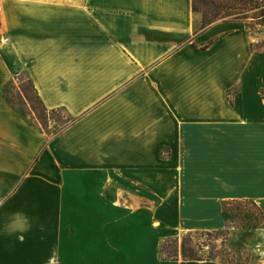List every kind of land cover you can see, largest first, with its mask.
<instances>
[{
    "label": "crops",
    "instance_id": "1",
    "mask_svg": "<svg viewBox=\"0 0 264 264\" xmlns=\"http://www.w3.org/2000/svg\"><path fill=\"white\" fill-rule=\"evenodd\" d=\"M0 20V264H225L160 243L226 228L225 201L264 213V25L200 29L193 0H0ZM21 69L73 117L50 139L3 99Z\"/></svg>",
    "mask_w": 264,
    "mask_h": 264
},
{
    "label": "rangeland",
    "instance_id": "2",
    "mask_svg": "<svg viewBox=\"0 0 264 264\" xmlns=\"http://www.w3.org/2000/svg\"><path fill=\"white\" fill-rule=\"evenodd\" d=\"M196 5L200 9L197 12V27L200 29L205 20V12L209 13L208 17L216 15L212 23L225 20L241 21L246 25L249 34L254 36L260 34L264 25V0L253 2L214 0L207 3L201 0L197 1ZM257 46H263L261 40H258ZM2 95L8 105L29 123L47 134L49 139L70 123V114L62 108L43 111L33 90V84L25 70L21 69L15 78L6 85ZM233 208L247 210L256 220L257 226L247 225L245 222L237 220L233 224L227 223V227L222 228L223 230H181L179 233L161 240V257L167 259L176 256L178 259L183 258L182 252L185 245L187 248H194L199 256L204 258L211 256L213 257L211 260L225 264H264V219L262 213L250 202H245L241 206L235 204ZM159 225V222L155 223V226Z\"/></svg>",
    "mask_w": 264,
    "mask_h": 264
},
{
    "label": "trees",
    "instance_id": "3",
    "mask_svg": "<svg viewBox=\"0 0 264 264\" xmlns=\"http://www.w3.org/2000/svg\"><path fill=\"white\" fill-rule=\"evenodd\" d=\"M197 1H201V0H194V2H193V9H194L195 12H199L200 11V9L198 8V6L196 5ZM204 1L207 3V2H210V1H214V0H204ZM246 1L253 2L255 0H246ZM208 16H209V13H206L205 12V14H204L205 20L203 21V24H202V28L201 29H204L207 26H209L210 24H212V22L216 18V15H214L212 17H208ZM254 45L255 44L253 43V46ZM33 90H34V92L36 94V97H37L40 105L43 108V111L46 112L47 110H49L44 105V103L41 100V98H40V96H39L36 88L34 87V85H33ZM13 107H14V105H13ZM53 110H55V109H53ZM19 112H21V111H19ZM71 121H73V117L72 116H71V119L69 120V122H71ZM245 202H250L251 204L255 205L257 208H259L260 212L262 213V217L264 219V213H263V211L261 210V208L254 201H252V200H229V201H225L223 203V214H224V218H225V220H226V222L228 224H233L237 220H241V222H245L247 225H255V226H257L256 220H254V218L252 217V215H250V213L247 210H245L244 208H236V209L233 208V206L235 204H238V205L240 204V206H241V204H243ZM182 256H183V259H185V260H204V259L211 260L213 258L211 256H208V258H204L202 256H199V254L194 250V248H187L185 245L183 247ZM165 259H167V258L165 257ZM171 259H178V258L176 256V257H172Z\"/></svg>",
    "mask_w": 264,
    "mask_h": 264
},
{
    "label": "built area",
    "instance_id": "4",
    "mask_svg": "<svg viewBox=\"0 0 264 264\" xmlns=\"http://www.w3.org/2000/svg\"><path fill=\"white\" fill-rule=\"evenodd\" d=\"M10 43H11L10 37L5 32V30L3 28V24L0 20V50L3 47L8 46Z\"/></svg>",
    "mask_w": 264,
    "mask_h": 264
}]
</instances>
